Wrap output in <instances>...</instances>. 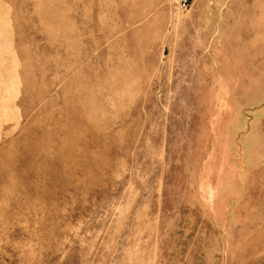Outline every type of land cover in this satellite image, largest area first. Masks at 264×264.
Instances as JSON below:
<instances>
[{
  "label": "rangeland",
  "instance_id": "374dc122",
  "mask_svg": "<svg viewBox=\"0 0 264 264\" xmlns=\"http://www.w3.org/2000/svg\"><path fill=\"white\" fill-rule=\"evenodd\" d=\"M0 0V264H264V0Z\"/></svg>",
  "mask_w": 264,
  "mask_h": 264
},
{
  "label": "built area",
  "instance_id": "2783aa9c",
  "mask_svg": "<svg viewBox=\"0 0 264 264\" xmlns=\"http://www.w3.org/2000/svg\"><path fill=\"white\" fill-rule=\"evenodd\" d=\"M192 2H193V0H176L175 9L178 12H185L189 9Z\"/></svg>",
  "mask_w": 264,
  "mask_h": 264
}]
</instances>
